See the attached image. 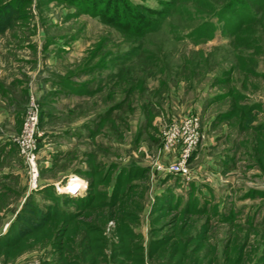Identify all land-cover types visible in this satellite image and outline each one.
<instances>
[{"label": "rangeland", "instance_id": "374dc122", "mask_svg": "<svg viewBox=\"0 0 264 264\" xmlns=\"http://www.w3.org/2000/svg\"><path fill=\"white\" fill-rule=\"evenodd\" d=\"M161 1L0 0V7L9 5L0 32L12 48L5 68L21 56L48 82L41 96L14 93L24 106L7 134L20 132L34 94L45 136L39 140V188L29 187L18 146L8 147L0 161V237L15 227L28 231L41 222L38 211L59 207L41 192L48 184L72 175L93 184L97 170L104 174L97 194H105L103 205L86 207L81 194H59L62 208L78 216L51 219L52 238L17 256L0 248V264H62L61 256L86 264L81 242L87 223L100 225L106 236L100 264H133L117 248L118 220L142 233L146 264H169L178 247L186 249V264H264V128H257L264 122V3L253 6L259 17L237 37L222 29L206 38L194 32L207 17L200 8L213 10L201 7L204 0H192L187 15L165 18L126 3L159 8ZM146 18L161 28L144 29ZM230 22L240 26L241 20ZM252 104L259 107L243 110ZM187 114L200 118L204 136L189 161L190 177H181L168 170L162 132ZM132 168L143 175L130 177V196L107 204ZM167 193L172 200L158 205L156 196ZM159 237L172 241L151 258L148 244Z\"/></svg>", "mask_w": 264, "mask_h": 264}, {"label": "trees", "instance_id": "16d2710c", "mask_svg": "<svg viewBox=\"0 0 264 264\" xmlns=\"http://www.w3.org/2000/svg\"><path fill=\"white\" fill-rule=\"evenodd\" d=\"M120 1V0H118ZM192 0H163L161 1V6L159 8H153L147 5H144L142 3L140 4H131L130 2H126L129 7L132 9H138L140 12H144L146 14H152L155 16H161V17H169L172 14L175 15H187L190 13V10L188 8V4L191 3ZM264 3V0H225L222 5H217L215 3V0H204L201 3V7L213 9L209 13H207L204 8H200V12L202 11L204 15H207L204 22L198 26L196 29L197 34L199 33L200 37H206V38H213L215 34H217L218 31L222 32V29L224 33L229 30L228 32L230 34H234L236 37L241 32V28L243 25H249L253 22L254 19L259 17V14L255 10H253L254 5L262 4ZM9 5H6L5 7H0V22L1 19L4 17L3 13H5V8ZM118 7V6H117ZM216 10L214 11V8ZM231 12H230V11ZM201 12V13H202ZM206 12V13H205ZM136 14V13H135ZM137 15V14H136ZM238 19L241 20L240 26L238 24H232L230 21ZM141 22L142 27L144 26V29L148 26L150 31L159 30L161 28V23L158 24L157 19H148L142 20ZM6 21H3L0 23V32H3L6 28L5 24ZM147 31V30H146ZM145 32V31H144ZM227 32V33H228ZM143 32H140V34ZM192 33V32H190ZM189 35V33H188ZM186 34V36H188ZM118 78V74L116 75ZM259 107L258 104H252V105H242V108L245 112H252L253 110L257 109ZM257 128L262 129L264 128V122L257 125ZM8 144L12 145L11 148L16 146L13 142H8ZM41 147V146H39ZM195 154V153H194ZM194 156V155H193ZM128 176L121 177L118 180L120 181L118 183V186L116 188L113 186V190L111 192V201L106 202L107 204L111 205H118L123 199L130 196L132 191L134 190V186L132 185L129 187L130 177L135 176H142V171H139L137 168L135 169H129ZM93 177V184H89L86 191L80 195L79 201L82 204V207H86L89 205H103L105 203L104 193L97 194L98 192V186L104 183L102 181L103 176L97 175V170L94 172ZM125 174V173H124ZM121 187V188H120ZM5 190H0V193H3ZM41 192H45L50 197H55L57 199V205L59 207H51L50 210H47V212L38 211L39 213V219L41 220L40 223L37 225L28 227V231L21 229H18L17 227L13 228L9 236L6 237H0V248L4 249L6 248L7 251H11L14 256H17L18 254L28 250L30 247H32L35 244L47 241L52 238V232L50 229V221L51 219H57L58 217L65 216L69 220L75 219L78 215H76L75 212L65 211L64 208H62V202L60 201V196L56 192L54 188V184H48L45 186ZM32 193L29 194V197H33ZM156 201L158 205H163V201H165V198H167L169 201L172 200L173 196L170 194L163 195L162 198L160 195L156 196ZM178 200V198H176ZM199 210V209H196ZM127 220L129 221H135V217L130 213L127 212L125 214ZM69 234L68 236H72V228H69ZM85 235L82 239L81 246L83 249L84 256L88 263L86 264H100L102 262V259L106 257V236L104 233L103 228L100 225L96 224H90L87 223L84 226ZM116 235L118 238L117 241V248L119 249V252L121 255L126 256V258L132 260L133 264H146L145 260V252H144V246L139 243L138 240L142 238V233L138 232L131 223L126 222L125 220H118L117 229H116ZM170 237H159L154 238L151 240L148 244L147 252L149 254V257H153L156 253H159L162 247L168 245L171 243ZM185 246V245H183ZM185 255H186V249L184 247H178L172 249V251L169 253V257L171 262L169 264H186L185 262ZM62 264H82L80 260H70L66 256H61ZM194 264H201L194 263ZM210 264V263H209Z\"/></svg>", "mask_w": 264, "mask_h": 264}, {"label": "built area", "instance_id": "2783aa9c", "mask_svg": "<svg viewBox=\"0 0 264 264\" xmlns=\"http://www.w3.org/2000/svg\"><path fill=\"white\" fill-rule=\"evenodd\" d=\"M40 102L39 97L32 94L28 102L24 121L19 133L3 134L7 141L18 146L20 154L28 165L29 187L39 188V168L37 160L39 157V140L45 136V132L40 129ZM204 133L202 131L200 118L193 114H187L183 118L176 119L172 124L166 126L162 132V151L164 156L171 159L168 170L181 177L191 175L189 161L202 141ZM80 181L81 186L73 189V182ZM87 181L78 176H70L64 183H54V188L58 194L79 195L87 189ZM112 223V221H111Z\"/></svg>", "mask_w": 264, "mask_h": 264}, {"label": "crops", "instance_id": "0c3cea01", "mask_svg": "<svg viewBox=\"0 0 264 264\" xmlns=\"http://www.w3.org/2000/svg\"><path fill=\"white\" fill-rule=\"evenodd\" d=\"M11 51L12 48L6 46L3 36H0V161L6 158L7 148L12 146L7 143L9 141L4 138L3 134H7V132L12 130L18 123L17 120L20 118L18 112L22 106H24L20 101L21 99L14 94L15 90H21L22 92L27 90L30 94L33 92L41 96L45 93L46 83H48L43 80L45 74L41 76L40 73L37 72L38 69L34 63L22 62L21 56H18L19 58H17V60H11V65H13V67L6 69L5 65L7 66V64L10 63L8 60L10 57L8 55ZM25 58H30V61L34 60V56H26ZM15 64L21 66L15 67ZM11 70L16 73L12 74ZM1 84H6L3 89ZM16 84H18L19 87L13 90V88L17 86Z\"/></svg>", "mask_w": 264, "mask_h": 264}, {"label": "bare ground", "instance_id": "6f19581e", "mask_svg": "<svg viewBox=\"0 0 264 264\" xmlns=\"http://www.w3.org/2000/svg\"><path fill=\"white\" fill-rule=\"evenodd\" d=\"M73 184H74L73 185L74 186L73 189H76V188L81 186L80 181H74Z\"/></svg>", "mask_w": 264, "mask_h": 264}]
</instances>
